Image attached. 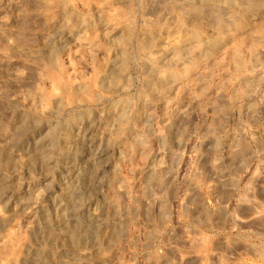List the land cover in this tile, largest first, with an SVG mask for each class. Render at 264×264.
<instances>
[{"label":"rangeland","instance_id":"rangeland-1","mask_svg":"<svg viewBox=\"0 0 264 264\" xmlns=\"http://www.w3.org/2000/svg\"><path fill=\"white\" fill-rule=\"evenodd\" d=\"M0 264H264V0H0Z\"/></svg>","mask_w":264,"mask_h":264},{"label":"bare ground","instance_id":"bare-ground-1","mask_svg":"<svg viewBox=\"0 0 264 264\" xmlns=\"http://www.w3.org/2000/svg\"><path fill=\"white\" fill-rule=\"evenodd\" d=\"M17 245V244H16Z\"/></svg>","mask_w":264,"mask_h":264}]
</instances>
